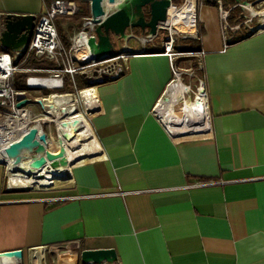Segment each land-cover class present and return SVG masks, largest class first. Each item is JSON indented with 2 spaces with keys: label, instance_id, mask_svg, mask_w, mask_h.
<instances>
[{
  "label": "crops",
  "instance_id": "obj_1",
  "mask_svg": "<svg viewBox=\"0 0 264 264\" xmlns=\"http://www.w3.org/2000/svg\"><path fill=\"white\" fill-rule=\"evenodd\" d=\"M50 1L0 0V22L36 21ZM218 7L197 5L208 137L176 141L152 114L172 80L162 34L128 45L125 74L97 87L93 152L68 161L65 197L11 191L0 165V253L29 262L32 250L79 241L81 251L113 249L118 264H264V29L223 49ZM79 19L61 21L62 35Z\"/></svg>",
  "mask_w": 264,
  "mask_h": 264
},
{
  "label": "built area",
  "instance_id": "obj_2",
  "mask_svg": "<svg viewBox=\"0 0 264 264\" xmlns=\"http://www.w3.org/2000/svg\"><path fill=\"white\" fill-rule=\"evenodd\" d=\"M199 1L182 0L180 5L173 4L167 10L165 20L158 23L156 34L152 38L140 37L136 38V40L141 47H145L148 44H152L162 34L158 52L169 59L172 74V80L169 84L179 83L183 87V92L176 100V105L179 103L183 107L193 104H198V107L202 105L208 115L209 123L202 62L203 53L200 51L186 53L180 50L182 41H198L200 39L197 17V5ZM229 11L223 9L222 6L218 7L223 49L232 41L230 31L239 30L242 25L250 24L256 17L253 13L247 20L241 21L238 25L231 26L228 22ZM79 14L80 7L76 1L52 0L47 5L45 12L33 23L27 47L16 52H0V135L7 130V126L10 124L18 123L22 125V130L15 132L6 144L0 143V165L3 167L5 174L9 172V165L4 149L17 141L27 130L35 128L36 122H39V129L45 132L47 139L51 137L53 132L58 134V124H62L63 122L72 123L73 121H70L69 117L72 114L74 116L80 115L82 120L91 129V118L101 113L99 99L96 94L97 87L100 83L114 81L122 77L127 71L128 58L135 54L131 48L124 46L112 59L95 62L90 55L88 45L90 39L96 38V25L93 23L90 15L82 18L80 24L71 32H66V43L64 44L56 29L55 20L57 17H74ZM2 30L3 24L0 22V33ZM253 30H250L249 33H252ZM190 56L195 59V73L200 74V77L195 76L194 73L189 75L190 78H195L198 82L196 90H192L190 84L182 82V73H179L174 66L176 58ZM29 58L36 61L49 62L52 66L49 69L26 68L25 65ZM87 69H92L90 75L85 71ZM17 75H21V77L16 80ZM76 79H79L85 86L79 88ZM16 81H19L23 85L24 90H16L14 88ZM86 81L90 83V86L86 87ZM67 82L70 83L71 90L65 91ZM87 90H94V94L96 95L94 102L88 107L81 97L82 92ZM19 93L24 94L27 99H29L27 93H31L40 104L30 103L16 108L15 95ZM50 98L58 101V103H54L55 108L47 103ZM157 107L158 103L155 105L152 114L169 136L173 138V135L162 123V114ZM174 107L171 108L170 118L174 117ZM47 111H51L52 116H48L46 114ZM42 123L44 124L42 125ZM209 132L208 126L206 137L186 138L184 136L181 138L182 135H178L179 139L176 141L206 139ZM6 188L10 189L8 183H6ZM36 250H40L41 253L39 264H44L46 256H53L55 258L54 264L59 263L60 256H69L71 259L74 258V260L77 257L79 260L81 252L79 241ZM36 250H32L29 264H32L33 254H35ZM111 264L118 263L114 262Z\"/></svg>",
  "mask_w": 264,
  "mask_h": 264
},
{
  "label": "water",
  "instance_id": "obj_3",
  "mask_svg": "<svg viewBox=\"0 0 264 264\" xmlns=\"http://www.w3.org/2000/svg\"><path fill=\"white\" fill-rule=\"evenodd\" d=\"M87 3L89 15L96 25V38L89 40L88 45L90 55L95 62H102L116 56L111 36L117 37L125 44L135 39V31L150 39L156 34L158 23L163 22L167 10L173 6L172 0H80ZM214 1L218 6L223 5V1L230 3V9H238L239 20L244 21L252 14L253 6L263 0H205ZM35 17L6 15L3 20V30L0 33V46L8 52H16L27 47ZM67 31L74 27L71 22L61 25ZM259 26L251 34L263 30ZM104 84V83H100ZM15 107L20 108L26 104H40L39 101L31 102L22 93L15 95ZM48 116H52L51 111H47ZM44 123H42L43 125ZM77 121H73L70 126L75 127ZM62 123V127H67ZM68 135L64 134L63 137ZM58 142V152L53 154L46 150L47 138L42 129L30 128L14 143L4 149V153L9 165V171L13 174L20 173L25 165L26 171L36 173L41 168L47 166L53 170L64 168L68 165L65 147L60 136H56ZM0 256L22 260L20 250L6 251ZM117 261L116 253L113 249L82 250L79 254V264H111Z\"/></svg>",
  "mask_w": 264,
  "mask_h": 264
},
{
  "label": "bare ground",
  "instance_id": "obj_4",
  "mask_svg": "<svg viewBox=\"0 0 264 264\" xmlns=\"http://www.w3.org/2000/svg\"><path fill=\"white\" fill-rule=\"evenodd\" d=\"M251 13H254L256 16L259 15L264 17V12L258 14L256 11L252 10ZM182 92L183 87L181 84L171 83L168 85L164 96L158 102L157 107L160 109V113L162 114L161 118L163 117L162 123L173 135V138H178V135H182L181 137H187L205 134L209 123L208 115L206 111H204V107L202 105H200V107H198V104H193L191 106L185 105L184 107L180 105V110H176V114L173 111L174 117H169L171 114V108L175 106V102L180 97ZM81 97L82 101L88 107L92 104V102H94L96 95L94 94V90H87L82 92ZM88 97H91L92 99ZM47 103L51 104V106L55 108L54 103H58V101L50 98ZM167 109L170 111L167 112ZM69 117L70 121H77V125L75 127L70 126L71 122H69V124L67 122H63L68 125L64 128L62 127V124H58V136L62 138L67 163L74 157L91 154L93 152V144L95 141L91 129L88 124L82 120L80 115L74 116L72 114ZM35 128H40L39 122L35 123ZM19 130H22V125H19L18 123L8 125L7 130L2 132L0 135V143L6 144L11 139L13 134ZM64 134L68 136L65 138L63 137ZM45 148L47 151L56 154L58 152L57 140L52 137L48 138ZM6 176L10 188H20L29 185L45 187L51 185L54 180L69 179L70 170H68V165L57 170H53L45 166L36 173H29L26 171L25 165H23V170L20 173L13 174L9 171ZM40 256V250H36L35 254H33L32 264H39ZM59 263L66 264L68 263V260L61 256ZM0 264H21V260L0 256Z\"/></svg>",
  "mask_w": 264,
  "mask_h": 264
},
{
  "label": "rangeland",
  "instance_id": "obj_5",
  "mask_svg": "<svg viewBox=\"0 0 264 264\" xmlns=\"http://www.w3.org/2000/svg\"><path fill=\"white\" fill-rule=\"evenodd\" d=\"M248 1L253 2V0H248ZM77 2H78L79 5L84 7V11L85 12L89 11V7H88L87 3L81 2L80 0H77ZM181 2H182V0H172V3L174 5H180ZM253 8L256 10V13H258V14L264 12V0L259 2V3H257V4H255L253 6ZM231 11L233 12L232 15H236V14L239 15V13H240L238 9L231 10ZM65 20L66 21H71V22L77 24V22H79L80 19H79V17H69V18L68 17H57L56 20H55L56 29L60 30L59 23L61 21H65ZM263 25H264V17L258 15L252 20V22L250 24L242 25L239 30L230 31V32L231 33L242 32L244 34H247V33L250 32V30L256 29L257 27L263 26ZM228 35H229V33H228ZM141 37H144V36L142 35ZM138 38H140V37L138 36ZM111 43L113 45V49H114L115 53H118V51L122 50L124 48V46L125 47L126 46L129 47L128 45H130L133 48H137L138 47V43L136 42V39H135V41L134 40H130V41H128L125 44L123 41L119 40L117 37L111 36ZM181 58L182 57L176 58V60L174 62V66L178 70L179 73H182V75H181L182 76V78H181L182 82L186 83V84H190L192 86V90H196L197 87H198V82H197V80L195 78H192V77L190 78L189 75L191 73H194L195 76H197V77L199 76L200 77V74L198 75L197 73H195L192 61L180 62L179 60ZM186 58H189V57H186ZM91 70L92 69H87L85 71H87L88 74L90 75V73L92 72ZM88 86H90V83L88 81H86V87H88ZM27 97L31 100V102H35L36 101V97L33 96L31 93H27ZM179 108H180V103L178 105H176V102H175V107H174L175 111H174V113L176 112V110L179 111L180 110ZM169 111L170 110L167 109V112H169ZM163 113H164V111H163ZM56 136H57V133H55V132H53L51 134V137L53 139H55V140H56ZM3 173H4V170H3ZM3 176H4V183L6 185V183H8L7 176H6L5 173H4ZM69 183H70V181L68 179H66V180H54L51 185L45 186V187L38 186V185H29V186H24V187H20V188H18V187L17 188H10V190L11 191L24 192L26 194L28 193L31 196L53 194L52 198L54 199V198H62V197H65L67 195L66 192L68 190ZM69 262L70 261L68 260V263ZM68 263H66V264H68ZM21 264H29L27 258L22 259L21 260Z\"/></svg>",
  "mask_w": 264,
  "mask_h": 264
},
{
  "label": "trees",
  "instance_id": "obj_6",
  "mask_svg": "<svg viewBox=\"0 0 264 264\" xmlns=\"http://www.w3.org/2000/svg\"><path fill=\"white\" fill-rule=\"evenodd\" d=\"M206 3L211 4V5H217V3L214 2V1H208ZM223 7L225 9L227 7L228 10H230L229 11V17H228V22H230L232 24V26L241 23V20H239V17L238 18L237 17H234L231 14L232 11L230 9V3H225L224 2L223 3ZM88 16H89V11L85 12L84 10L82 11L81 8H80V14L77 15V17L84 18V17H88ZM59 35L61 36V38L63 39V41L66 42V40L64 38L65 36L62 35L61 30L59 32ZM249 35H251V33H247V34L238 36L236 38L234 37V39H232L231 42H236V41L242 40L243 38H245V37H247ZM180 50L183 51V52H186V53L198 52V51H200V41L199 40L198 41L184 40L180 44ZM0 51L7 52L4 49H0ZM179 61L180 62H183V61H192L193 62V66H195V59L193 57L181 58ZM25 66H26V68L49 69V68H51L52 65H51V63L46 62V61H36V60H33L32 58H29ZM19 77H21V75H17L16 76V80L19 79ZM84 86L85 85L83 83H81V84L78 85L79 88H82ZM14 88L16 90H24L23 85H21L19 81H16L15 82ZM68 90H71V86H70V83L69 82H67L66 83V86H65V91H68Z\"/></svg>",
  "mask_w": 264,
  "mask_h": 264
},
{
  "label": "flooded vegetation",
  "instance_id": "obj_7",
  "mask_svg": "<svg viewBox=\"0 0 264 264\" xmlns=\"http://www.w3.org/2000/svg\"><path fill=\"white\" fill-rule=\"evenodd\" d=\"M223 2L227 3V1H223Z\"/></svg>",
  "mask_w": 264,
  "mask_h": 264
}]
</instances>
